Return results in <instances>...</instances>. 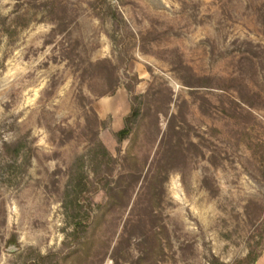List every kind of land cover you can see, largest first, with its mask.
I'll list each match as a JSON object with an SVG mask.
<instances>
[{
  "label": "rangeland",
  "instance_id": "rangeland-1",
  "mask_svg": "<svg viewBox=\"0 0 264 264\" xmlns=\"http://www.w3.org/2000/svg\"><path fill=\"white\" fill-rule=\"evenodd\" d=\"M263 173L264 0H0V264H240Z\"/></svg>",
  "mask_w": 264,
  "mask_h": 264
},
{
  "label": "trees",
  "instance_id": "trees-1",
  "mask_svg": "<svg viewBox=\"0 0 264 264\" xmlns=\"http://www.w3.org/2000/svg\"><path fill=\"white\" fill-rule=\"evenodd\" d=\"M128 89L132 91V87L128 86ZM115 90H112L114 92ZM143 95H134L133 96V106H132V111L131 113L125 118V126L121 130L115 133V136L117 140L121 143L123 142L126 138L129 137V135L132 133L134 123L137 121V119L141 116L142 114V108H141V98ZM139 100V105H136V101ZM99 146L103 148V144L99 142ZM104 153L106 157H109V159L113 160V156L111 153L104 148ZM264 174V173H263ZM79 190L82 191L83 188L79 184ZM81 224V220H77L75 222L76 229H78V225ZM264 249L261 250H256L254 247L250 246L249 251L246 255V257L243 259V261L240 262V264H255L261 254L263 253ZM45 258V257H44Z\"/></svg>",
  "mask_w": 264,
  "mask_h": 264
},
{
  "label": "crops",
  "instance_id": "crops-1",
  "mask_svg": "<svg viewBox=\"0 0 264 264\" xmlns=\"http://www.w3.org/2000/svg\"><path fill=\"white\" fill-rule=\"evenodd\" d=\"M255 264H264V251Z\"/></svg>",
  "mask_w": 264,
  "mask_h": 264
}]
</instances>
